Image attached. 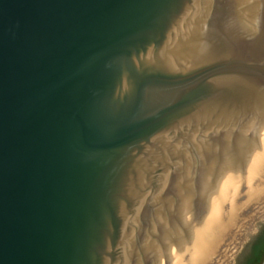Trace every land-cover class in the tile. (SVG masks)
Returning a JSON list of instances; mask_svg holds the SVG:
<instances>
[{
	"label": "water",
	"instance_id": "obj_1",
	"mask_svg": "<svg viewBox=\"0 0 264 264\" xmlns=\"http://www.w3.org/2000/svg\"><path fill=\"white\" fill-rule=\"evenodd\" d=\"M264 0H0V264H256Z\"/></svg>",
	"mask_w": 264,
	"mask_h": 264
},
{
	"label": "rangeland",
	"instance_id": "obj_2",
	"mask_svg": "<svg viewBox=\"0 0 264 264\" xmlns=\"http://www.w3.org/2000/svg\"><path fill=\"white\" fill-rule=\"evenodd\" d=\"M256 264H264V252L258 257Z\"/></svg>",
	"mask_w": 264,
	"mask_h": 264
}]
</instances>
